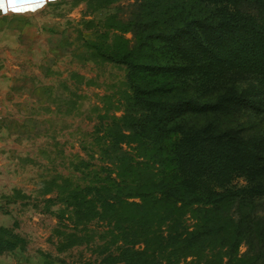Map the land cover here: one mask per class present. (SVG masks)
<instances>
[{"label":"rangeland","instance_id":"obj_1","mask_svg":"<svg viewBox=\"0 0 264 264\" xmlns=\"http://www.w3.org/2000/svg\"><path fill=\"white\" fill-rule=\"evenodd\" d=\"M149 3L55 0L36 13L0 15V238L17 245L0 253V264H124L121 251L140 234L130 217L107 219L99 202L92 212L79 214L82 209L68 197L72 189L99 185L116 170L114 141L133 115L132 92L127 67L103 54H128L141 35L165 27L162 20H146ZM204 9L186 7L200 16ZM170 10L176 14L178 8ZM196 28L203 44L213 42V31ZM233 73L221 69L220 82L182 77L173 99L206 102L234 89L261 101L264 82L257 73ZM210 120L264 144V110L231 108L219 116H191L190 122ZM135 147L124 144L123 150L132 158L143 156ZM138 175L134 184L146 178L143 170ZM258 212L264 219V200ZM138 240L136 249L149 246L144 236ZM246 250L243 244L240 254ZM190 262L191 257L179 264Z\"/></svg>","mask_w":264,"mask_h":264},{"label":"trees","instance_id":"obj_2","mask_svg":"<svg viewBox=\"0 0 264 264\" xmlns=\"http://www.w3.org/2000/svg\"><path fill=\"white\" fill-rule=\"evenodd\" d=\"M189 4L203 5L204 16L187 12ZM149 9L146 20H162L164 28L141 35L128 54H103L127 67L132 92L133 115L114 141L116 170L99 185L72 189L69 202H77L79 214L99 202L107 219L130 217L140 234L121 251L124 264H179L190 257L189 264H257L264 260V219L258 214L264 144L242 129L190 119L231 108L264 110V91L261 101L234 89L206 102L173 95L182 77L220 82L223 68L234 76L256 72L264 82V0H150ZM196 27L213 31V42L203 44ZM124 144L143 156L130 157ZM140 170L146 178L134 184ZM155 228L164 229L156 235ZM141 236L149 239L143 250L135 248ZM243 244L247 250L240 254ZM16 248L0 238V253Z\"/></svg>","mask_w":264,"mask_h":264},{"label":"clouds","instance_id":"obj_3","mask_svg":"<svg viewBox=\"0 0 264 264\" xmlns=\"http://www.w3.org/2000/svg\"><path fill=\"white\" fill-rule=\"evenodd\" d=\"M48 2L55 0H0V15L36 13L46 6Z\"/></svg>","mask_w":264,"mask_h":264}]
</instances>
